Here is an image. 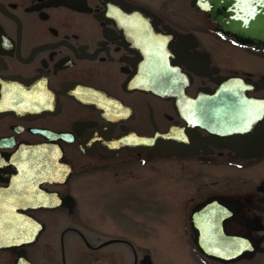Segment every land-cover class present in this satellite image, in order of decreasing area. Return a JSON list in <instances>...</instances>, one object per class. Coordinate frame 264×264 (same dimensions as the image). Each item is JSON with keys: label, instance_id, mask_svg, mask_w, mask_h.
<instances>
[{"label": "flooded vegetation", "instance_id": "flooded-vegetation-1", "mask_svg": "<svg viewBox=\"0 0 264 264\" xmlns=\"http://www.w3.org/2000/svg\"><path fill=\"white\" fill-rule=\"evenodd\" d=\"M191 1L0 0V264H264V151L217 147L200 112L199 153H155V132L185 125L154 94L170 68L178 94L208 97L212 130L217 92L241 79L264 144V46L222 36ZM159 190L169 257L149 245L151 220L136 231L114 217L128 206L151 217ZM92 198L99 210L80 227Z\"/></svg>", "mask_w": 264, "mask_h": 264}, {"label": "water", "instance_id": "water-1", "mask_svg": "<svg viewBox=\"0 0 264 264\" xmlns=\"http://www.w3.org/2000/svg\"><path fill=\"white\" fill-rule=\"evenodd\" d=\"M249 1V2H248ZM192 0L191 6L203 10L211 21L217 24V32L225 37H232L239 45H251L255 48L264 46V13L257 5H251L250 0ZM207 5V6H205ZM180 75L170 68V86L167 92L154 84V94L162 99L173 101L176 111L184 120L185 125H172L166 133L155 132L153 135L155 153L195 155L200 152L197 143L196 117L199 126L214 135L221 142L217 147L228 148L237 158H258L264 151V144L258 147L257 137V99H249L248 109H244L241 101L242 80L229 77L217 92L224 95L223 102H219L216 127L210 129L209 118L205 119L208 97H186L182 92L178 94L173 84ZM231 84V90L229 88ZM228 90L231 96H228ZM227 95V96H226ZM198 106V107H197ZM199 106L201 107L199 110ZM206 110V111H205ZM245 110V111H244ZM231 113V115H229ZM227 114V115H226ZM248 116L246 119L245 116ZM222 123V125H221ZM220 124V125H219ZM5 232L16 233L17 225L5 224Z\"/></svg>", "mask_w": 264, "mask_h": 264}, {"label": "rangeland", "instance_id": "rangeland-1", "mask_svg": "<svg viewBox=\"0 0 264 264\" xmlns=\"http://www.w3.org/2000/svg\"><path fill=\"white\" fill-rule=\"evenodd\" d=\"M156 193L158 196L155 195ZM155 194H154V199L152 197V201H151L152 202L151 217L149 216L146 217V214L143 212L141 216L138 215L136 218L135 217L131 218L130 214H132L133 207H130V206L118 210L117 213H115L114 217L117 220L118 227L120 228L121 226H126L130 228L132 227V230H136V231L142 230V228L144 227V224H146L147 222H149V220H151L150 231L153 234H152V237H150L149 245H151V247L156 251L158 255L169 257L173 253L172 251L175 250L174 248L175 242L171 240V238L165 234L162 227L160 226V225L165 224L164 219L166 215L164 214V210L162 209V206H161L162 192L159 190L155 192ZM124 198H127L125 194H118L117 197L111 200L110 204H106V207L107 205H109V210L113 211L115 210V207H113L114 200L119 201ZM90 203H91L90 207H80V210H76L77 212L76 218L80 220V223H79L80 227H83L84 226L83 222H85L82 212L84 211L87 212L88 210H90L91 212L97 213V210H99L100 204H98L97 199L92 198ZM103 211L105 213L106 210L103 209ZM105 217L107 218V215ZM138 217H141V219H139ZM142 220L143 222H141ZM111 224L113 225V223ZM91 226L94 227V229H92L94 231L98 228V224L96 222H94Z\"/></svg>", "mask_w": 264, "mask_h": 264}, {"label": "snow or ice", "instance_id": "snow-or-ice-1", "mask_svg": "<svg viewBox=\"0 0 264 264\" xmlns=\"http://www.w3.org/2000/svg\"><path fill=\"white\" fill-rule=\"evenodd\" d=\"M205 6H207V5H205Z\"/></svg>", "mask_w": 264, "mask_h": 264}]
</instances>
